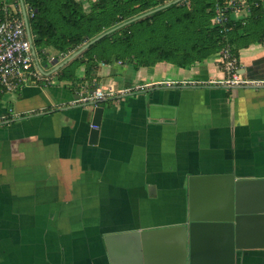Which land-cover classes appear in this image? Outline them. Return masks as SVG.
Returning a JSON list of instances; mask_svg holds the SVG:
<instances>
[{
    "label": "crops",
    "instance_id": "1",
    "mask_svg": "<svg viewBox=\"0 0 264 264\" xmlns=\"http://www.w3.org/2000/svg\"><path fill=\"white\" fill-rule=\"evenodd\" d=\"M237 58L244 78L264 81V44ZM51 59L57 84L0 85V264H169L164 242L141 233L187 221L191 176L264 179V87L222 86L219 54L191 69L114 62L88 76L83 64L76 82L59 80L70 62ZM109 85L127 93L98 104L91 145L96 107L78 98ZM221 251L218 236L202 237L203 264ZM238 264H264V249Z\"/></svg>",
    "mask_w": 264,
    "mask_h": 264
},
{
    "label": "trees",
    "instance_id": "2",
    "mask_svg": "<svg viewBox=\"0 0 264 264\" xmlns=\"http://www.w3.org/2000/svg\"><path fill=\"white\" fill-rule=\"evenodd\" d=\"M22 1L35 12L29 26L44 64L50 56H71L115 29L62 69L60 81H78L76 70L83 64L88 76L97 65L114 62L136 71L159 63L191 69L225 48L238 57L241 49L264 44V0H244V7L229 5L236 0H96L88 6L78 0ZM217 8L227 17L219 26L213 22ZM243 9L249 12L246 18H232Z\"/></svg>",
    "mask_w": 264,
    "mask_h": 264
},
{
    "label": "water",
    "instance_id": "3",
    "mask_svg": "<svg viewBox=\"0 0 264 264\" xmlns=\"http://www.w3.org/2000/svg\"><path fill=\"white\" fill-rule=\"evenodd\" d=\"M179 1L181 0H176L175 3ZM113 31L115 29L73 53L57 69L71 62L95 41ZM29 34L32 39L30 30ZM80 98L79 96L78 99ZM103 115L104 108L96 107L90 134L91 145L98 143ZM254 189L258 198L249 196ZM258 229L260 234L256 235ZM141 234L156 237L164 242L166 250L163 251L169 253V264H203L199 255L202 237L218 236L219 245L222 243L221 255L217 257V261L210 264H238L241 251L264 249V179H238L235 174L191 176L187 221L182 225L142 231ZM256 241L258 243L254 245Z\"/></svg>",
    "mask_w": 264,
    "mask_h": 264
},
{
    "label": "built area",
    "instance_id": "4",
    "mask_svg": "<svg viewBox=\"0 0 264 264\" xmlns=\"http://www.w3.org/2000/svg\"><path fill=\"white\" fill-rule=\"evenodd\" d=\"M237 4L245 6L244 0L231 1L230 6ZM241 10H236L239 12ZM34 10L25 5L22 0L15 5L3 4L0 7V84L7 90H13L17 86H52L57 84L53 75H49L47 67L42 63L34 44L29 19L34 17ZM226 13L222 8H217V15L213 22L219 26L226 22ZM29 26V30H28ZM31 31V30H30ZM69 55H61L51 62H64ZM219 61L225 78L220 81L222 86L228 88L240 87H264V81H250L244 78L240 71L238 58L230 47L219 53ZM127 91H116L114 85L106 88H98L90 94L83 95L80 101L98 107V104L117 94L125 95Z\"/></svg>",
    "mask_w": 264,
    "mask_h": 264
},
{
    "label": "rangeland",
    "instance_id": "5",
    "mask_svg": "<svg viewBox=\"0 0 264 264\" xmlns=\"http://www.w3.org/2000/svg\"><path fill=\"white\" fill-rule=\"evenodd\" d=\"M90 2H92V1H90Z\"/></svg>",
    "mask_w": 264,
    "mask_h": 264
}]
</instances>
